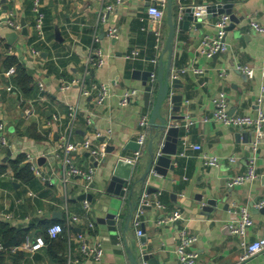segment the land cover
<instances>
[{
  "label": "crops",
  "instance_id": "0c3cea01",
  "mask_svg": "<svg viewBox=\"0 0 264 264\" xmlns=\"http://www.w3.org/2000/svg\"><path fill=\"white\" fill-rule=\"evenodd\" d=\"M41 1L45 13L43 38L36 29L33 0H6L4 3L0 0V27H9L13 23L20 28L17 30L20 37L14 46L0 36V124H6L10 148L18 143L8 162H3L8 149L0 160V168L4 170L0 172V245L6 246L3 233L8 229L30 230V238H41L46 242L42 225L49 228L56 221L65 223L63 214L61 219L54 217L62 213L59 206L64 197V187L59 182L62 160L58 148L67 134L69 107L76 106L79 120L71 141L81 143L86 138L93 139L94 133L99 131L107 136L109 147H116L117 153L109 154L105 162L96 167L94 189L89 192L93 197L90 218L96 223L93 234L102 242L105 256L101 262L87 260L85 264H133L127 246L132 248L135 257L141 256L142 246L133 217L143 194L148 193L151 187L158 190L151 195L161 193L160 201L166 210L145 209L142 230L147 238L148 254L155 255L164 264H179L176 255L179 224H158L163 216L179 210L186 218V226L199 238L194 247L199 254L198 264H241L239 239L231 234L229 226L238 217L236 207H248L255 225L248 230L247 240L264 237V214L257 213L259 210L256 208L259 202L264 201V130L257 155L258 178L229 188L230 178L247 171L254 135L248 132L251 134L250 141L245 143L243 138L237 140L236 136L246 132L214 121L205 122L204 118L214 111L213 98L221 91L227 93L231 115L257 118L259 107L264 110V35L250 26L251 22L264 26V0L235 2L234 13L243 20L227 34L229 52L213 59L200 55L199 47L206 36L215 35L218 18L204 21L202 30L192 25L183 38H176L172 57L169 52L165 53L170 34L166 0L163 54L157 67L150 62L154 56L155 35L148 9L162 0H151L150 6L149 0H126L110 15L106 25L99 24V16L108 0ZM172 1L176 24L182 11L187 8L197 10L216 4H231L230 0ZM22 24L27 30L26 36L21 34ZM108 26L120 29L119 40L113 41L108 37ZM96 30L100 41L95 47L102 51L105 64L95 70L90 81L109 86L111 97L104 106L96 104L94 96L83 97L80 88L72 85L73 80L82 75ZM136 49L141 57L127 59V55ZM33 52L40 55L36 56ZM9 58H16L27 68L33 80L30 94L18 87L17 73L6 75L10 69L6 67ZM161 63L164 76L170 65L173 73L185 67L204 71L202 75L190 71L179 78V87L172 89V92L183 96V106L180 113L173 115L184 119L170 122L172 126L181 127V136L184 137L183 126L188 120L194 121L188 140L191 144L201 145L202 151L185 148L180 142L177 156L172 157L174 170L169 169L166 177L152 173L146 182H142L151 159L150 143L157 132L150 126L142 158L128 184V192L122 198L107 191L115 162L133 153L125 148L131 142L138 141L142 115L151 114V109L145 107L143 82L134 79L133 73L155 71L157 82ZM238 66L252 68L254 78L249 79L237 69ZM12 67L17 69L16 65ZM222 71L227 72V78L220 77ZM40 84L44 85V92H41ZM9 88L12 90L9 91ZM127 90L139 91L140 97L123 108L120 100ZM156 97H152L151 108ZM29 110L33 112L30 116L27 114ZM109 131L112 132L110 136ZM35 135L42 139H35ZM161 144L158 140L154 141L155 154ZM23 154L26 160L22 166L37 164L43 174L54 178L57 186L50 188L38 178L29 183L18 180L12 163ZM203 154L219 156L224 163L219 168H207L203 164ZM28 156L33 161L28 160ZM232 156L239 158L237 165L229 164L228 158ZM72 158L75 165L82 168L94 164L82 151L72 153ZM69 193L72 196L71 212L83 216L82 201L79 200L83 195L80 186L74 183ZM211 199L219 200L218 207L212 213L205 212L204 207ZM108 213L117 216V236L107 227L101 228L97 222L98 218ZM23 244L10 246L20 247L16 253L0 251V264H60L51 255L48 246L37 253H28ZM244 264H264V252Z\"/></svg>",
  "mask_w": 264,
  "mask_h": 264
},
{
  "label": "built area",
  "instance_id": "2783aa9c",
  "mask_svg": "<svg viewBox=\"0 0 264 264\" xmlns=\"http://www.w3.org/2000/svg\"><path fill=\"white\" fill-rule=\"evenodd\" d=\"M107 2V0H105ZM126 0H108V4L105 9L101 12L99 16V24L106 25L109 23L110 15L120 6L124 4ZM147 1V0H144ZM223 5V4H222ZM166 7L167 1L162 0L148 9V15L150 17L152 31L155 35V46H154V56L151 59V64L157 67L161 60L163 54L164 45V21L166 17ZM207 7H203L201 10H196L195 15L201 16L203 12L206 11ZM33 12L36 15V29L39 36L44 37V22L45 13L43 11V3L41 0H33ZM231 16L223 14L218 17L215 23L216 33L212 36H206L200 47L199 54L205 56L209 59L215 58L217 55L226 54L230 50L229 44L226 42V37L228 34V27L231 25ZM251 28L264 35V26L257 22H251ZM9 27L19 30V26H15L13 23L9 24ZM108 37L117 41L121 38V32L118 27L108 26L107 29ZM99 34L97 30L93 35V46L91 48L90 54L86 59L82 75L79 78L73 80L72 85H77L81 90V95L83 97H93L95 98L96 104L99 106H104L111 97L110 88L107 84H100L97 82H92L91 76L96 69L101 68L105 64V58L100 49H97L95 45L99 42ZM36 56H39V52H33ZM141 57L139 50H133L127 55V59H137ZM237 69L244 74L249 79L254 78V70L250 67L238 66ZM192 71L196 75H202L203 70L195 67H185L178 71L172 72L173 79H179L181 76ZM16 74V68H10L6 75L12 76ZM222 79L227 78V72L222 71L220 73ZM152 87L156 84V73L153 71V75L149 82ZM71 84L68 85L70 87ZM66 87V88H68ZM12 90L9 88V91ZM41 92L45 91L44 85L40 84ZM140 97V93L137 90H127L120 100V106L126 108L131 104L135 103ZM260 100L259 103H261ZM214 111L210 116L204 118L205 122H218L227 127L238 129L242 132H251L254 135V140L251 144V155L249 156L248 168L245 173L237 174L229 179V188H235L237 186H242L247 182H253L258 178L257 173V159L258 150L261 145V139L264 130V110L259 107L258 117L253 118L248 115H231L229 112L227 93L225 91L219 92L213 98ZM32 110L27 111V114L32 115ZM68 127L67 134L63 136L59 144L58 152L59 157L62 160V168L59 182L64 187V197L63 202L60 204L59 208L65 217V223L55 224L48 228L47 235L51 240L59 239L61 236H65L67 240V250H66V261L67 264H85L87 260H93L96 262H101L105 256V251L102 242L99 238L93 234L96 230V223L90 218L92 212V203L89 200L82 201V208L84 215L79 216L71 212V199L72 196L69 193L72 185L77 184L80 186L83 195H89L95 183L96 167L93 165L89 168H82L73 162L72 153L82 151L84 153L90 154L94 157V162L98 165L103 164L108 154L109 142L107 136L97 131L93 135V139L86 138L81 143H74L71 141L72 135L74 134V129L79 120V109L76 106H70L68 110ZM90 124V121H88ZM194 124V121L188 120L186 125L183 126L185 130V135L182 137L181 142L185 148L191 147L195 151H202L201 145L191 144L188 140L189 130ZM179 127V126H177ZM181 128V127H179ZM150 130V116L149 114L142 115L139 121V134L137 143L140 149L133 152L129 156L123 158L125 161L137 165L143 155V148L146 145L147 137ZM112 132L109 131L110 136ZM11 142L9 140L8 130L5 123L0 124V160L4 157L5 150L9 149ZM161 149L158 151L156 156L161 155ZM184 155V154H183ZM28 160L33 161L31 156H28ZM203 164L207 168H219L223 165V158L216 155L203 154L202 155ZM239 158L232 156L228 158V162L231 165H237ZM31 171L34 176L46 184L50 188H55L56 182L51 176L48 177L42 173L41 169L37 164L31 163ZM129 185H125L124 191L128 192ZM161 193L151 195L145 192L141 198L140 204L134 214L133 224L137 228L138 237H142L144 232L142 230L143 221L142 218L145 214V209L147 207L157 208L159 211L163 212L166 210V206L160 201ZM258 210L264 208V201L259 202L256 205ZM235 214L238 217L234 219L229 226L230 232L233 236L239 239V245L241 249L240 263L244 264L251 259L258 256L260 253L264 252V237L258 238L254 241L247 240L248 230L254 227L255 222L251 211L248 207H236ZM186 218L183 213L179 210L172 213H168L163 216L158 224L172 225L179 224L178 237H177V248L176 255L179 264H198L199 254L194 250L195 245L199 241V238L193 234L185 224ZM24 250L28 253H37L48 245L41 239L27 238L23 244ZM20 250V247L6 248L0 245V251L16 253Z\"/></svg>",
  "mask_w": 264,
  "mask_h": 264
},
{
  "label": "water",
  "instance_id": "95a60500",
  "mask_svg": "<svg viewBox=\"0 0 264 264\" xmlns=\"http://www.w3.org/2000/svg\"><path fill=\"white\" fill-rule=\"evenodd\" d=\"M151 0H149L148 5H151ZM237 0H230L231 4L222 5L216 4L211 5L206 8V11L202 13L201 16H196L195 8H187L182 11L181 17L178 19V23L176 24L174 19L173 12V1L168 0V24L170 29V34L167 40L165 53L169 52L170 57H172L175 50V40L176 38H183L187 32L190 31L192 25L195 26L196 29L202 30L203 22L206 20H213L214 18H218L219 16L226 14L231 16V25L228 27V32L234 31L236 26L240 24L243 20L242 18H238L234 13L235 2ZM6 0H3V3ZM199 8L198 10H201ZM23 31L22 35H27V30L25 25L22 24ZM0 36L7 40V43L10 46H14L16 42L19 40V33L12 27H0ZM219 57L217 55L215 58ZM94 72L92 73V76ZM153 75V71L146 72H134L133 78L137 80H141L143 82V86L145 87L144 92V102L145 107L147 109H151L150 114V126L152 128L157 129V132L154 136V140L150 143V154L151 159L149 161L148 168L143 175L141 181L146 182L150 175L156 174L159 177H166L168 174V170H174V165L172 157L177 156L179 150V143L181 142V129L176 126H172L170 124L171 121H179L183 120L184 117L177 116L173 114H177L181 112V108L183 106V96L173 94L172 89L178 88L180 84L179 79L172 78V69L171 65L169 66L166 76H164V67L161 63L160 73L158 76V81L152 87L149 85L151 77ZM157 96L155 100V104L151 108L152 97ZM13 131V130H12ZM251 134L246 132L244 134H237V140L243 138L245 143H249ZM160 141L162 149L161 155L156 156L154 153V141ZM164 141V142H161ZM18 144V143H17ZM17 144L14 143L11 148L7 150V155L4 158L3 162L6 163L12 157L13 152L17 150ZM126 150H130L131 152H136L140 149V146L137 142H131L129 146L125 148ZM108 154L114 155L116 153V147L110 146L108 148ZM86 157L94 163L95 167L98 166L97 162H94V157L90 156V154L86 153ZM136 165L131 164L124 159H119L115 162V167L113 169V174L111 181L109 183L107 191L111 194H115L119 197H125L126 192L124 191L125 185L129 184L132 181L133 173L135 171ZM158 190L156 188H149L148 193H156ZM133 192V191H132ZM93 197L89 195H82L79 197L80 201L89 200L92 201ZM219 204V200L211 199L208 201L207 206L204 207L205 212L212 213L214 212ZM228 206H226L227 209ZM257 213L264 214V208L262 210L257 211ZM56 219L62 218V213H57L54 216ZM116 215L112 213H108L103 218H98L97 222L101 226V228H108L114 235H118L117 228V220ZM140 243L142 246V254L141 256L135 257L134 251L132 248L127 246L130 260L133 264H164L158 260L155 255L148 254L147 251V238L145 236L140 237Z\"/></svg>",
  "mask_w": 264,
  "mask_h": 264
},
{
  "label": "trees",
  "instance_id": "16d2710c",
  "mask_svg": "<svg viewBox=\"0 0 264 264\" xmlns=\"http://www.w3.org/2000/svg\"><path fill=\"white\" fill-rule=\"evenodd\" d=\"M17 66L16 73H17V83L18 87L21 91H23L26 94H30L32 92V77L29 74L27 68L20 64L16 58H9L6 67L9 69L12 66ZM7 69V70H8ZM35 139H42L40 136L35 135ZM26 160V156L20 155L15 162L12 163L13 168L16 171V176L18 180L29 183L35 180V176L33 172L31 171L30 165L22 166L24 161ZM1 167H5L2 165ZM3 168H0V172H3ZM72 202V201H71ZM55 224L62 223V221H56ZM1 228L5 229V226L1 225ZM47 227L46 225H42L43 234L45 235L47 245L49 247V251L51 255L59 260L60 264H65L64 260V254L67 249V240L65 236H61L59 239L51 240L49 236L47 235ZM3 240L5 242L6 248H11L10 246L13 245H21L26 241L27 238L32 236L31 231H19L15 229H8L5 233H3Z\"/></svg>",
  "mask_w": 264,
  "mask_h": 264
}]
</instances>
